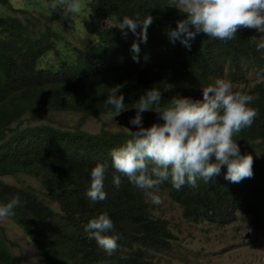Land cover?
Returning <instances> with one entry per match:
<instances>
[{
  "label": "trees",
  "instance_id": "obj_1",
  "mask_svg": "<svg viewBox=\"0 0 264 264\" xmlns=\"http://www.w3.org/2000/svg\"><path fill=\"white\" fill-rule=\"evenodd\" d=\"M11 1L0 0V5L8 6ZM47 1L46 12L54 15L49 17H60L59 8L52 7L55 0ZM169 4L170 0H87L88 18L82 26L94 42L69 55L49 18L44 28L42 20L0 17V179L29 175L41 182L44 191L42 196L35 188L0 180V205L14 196L26 202L13 209L9 218L36 246L44 264H159L157 256L172 250L175 237L166 220L154 215L145 190L112 167L110 152L132 139L128 130L102 128L90 133L47 125L17 128L23 119L52 112L86 119L110 116L115 109L105 100L116 85H124L122 112L134 109L145 91L158 89L162 100L150 107L156 111L170 106L173 98L201 100L202 89L217 79L237 84L248 81L249 75L260 78L264 49L257 51L256 45L264 33L242 28L226 42L201 33L190 41L189 50L167 38V32L185 18ZM61 10V19L73 15L64 18L66 9ZM147 15L153 23L147 29L146 43H140L127 28L123 30L127 36H122L118 25L124 17L142 22ZM133 42L140 47L139 63L132 60ZM52 52L59 62L51 68L41 67ZM233 91L251 95L247 106L258 113L252 126L234 135V141L251 149L264 146V78L252 89L236 87ZM253 161V176L239 183L224 179L227 168L222 166L220 174L207 183L198 179L195 187L185 184L176 190L165 181L158 189H167L188 219L224 227L244 212L252 217L253 229H264V158ZM97 164L106 165L107 195L104 201L93 203L85 193ZM114 175H120L118 188ZM101 214L113 222V229L105 235L119 237L111 257L84 230ZM2 233L0 229V264H22Z\"/></svg>",
  "mask_w": 264,
  "mask_h": 264
},
{
  "label": "clouds",
  "instance_id": "obj_2",
  "mask_svg": "<svg viewBox=\"0 0 264 264\" xmlns=\"http://www.w3.org/2000/svg\"><path fill=\"white\" fill-rule=\"evenodd\" d=\"M59 3L66 9L64 18H67L68 13L79 14L82 10L79 0H59ZM168 6L175 7L185 18L176 22V28L167 32V38L170 43L178 40L189 50L190 41L201 33L225 42L232 40L238 29L242 28L264 33V0H170ZM52 7L55 10L56 5L53 4ZM20 10L23 17L19 19H25L26 11ZM152 23L153 17L150 15L142 22L124 17L118 27L122 36H127L123 31L127 28L138 37L140 43H146L147 29ZM137 28L140 29L139 33ZM262 49L264 39L256 45L257 51ZM130 51L133 53V62L139 63V44L133 42ZM258 77L264 78V69H261ZM123 87L124 85H116L110 88L105 100L107 105L115 109L114 113H109L115 118L129 111L122 112L125 100L121 93ZM252 99L251 95L234 92L230 81L217 79L214 85L202 89L201 100L173 98L170 106L151 111L158 114V119H162L163 124L144 128L141 113L149 112L152 105L162 100L161 91L153 87L139 97L134 108L136 114L129 120V124L137 130L120 127L128 130L132 139L110 152L112 167L117 173L126 176L135 187L145 190L151 202L156 205L162 203L160 197L147 190L158 188L165 181H170L176 190H180L185 184L195 187L198 179L207 183L219 175L222 166L227 168L224 179L232 183L251 178L253 157L241 155L233 137L251 127L257 117V110L247 106ZM25 176L40 182L35 177ZM105 176V164H97L90 172V187L85 195L93 203L106 199ZM11 177L16 176L7 175L0 180L18 187H31L8 181ZM113 184L117 188L120 186V175L113 176ZM24 203L26 202H22L19 196H14L6 204L0 205V220L9 218L13 209L23 207ZM112 229L113 222L106 214L90 220L84 229L89 238L94 239L109 257L117 251L119 239L115 235H105Z\"/></svg>",
  "mask_w": 264,
  "mask_h": 264
},
{
  "label": "rangeland",
  "instance_id": "obj_3",
  "mask_svg": "<svg viewBox=\"0 0 264 264\" xmlns=\"http://www.w3.org/2000/svg\"><path fill=\"white\" fill-rule=\"evenodd\" d=\"M82 10L79 14H73L67 19L62 18V10L65 7L55 0L58 9V16L46 12L49 9L47 0H12L8 6L0 5V17H18L15 9L26 11V18L23 22L30 20H42L48 22L59 40L65 43V50H69L66 55L76 48L85 49L86 46L94 42V39L86 32L82 23L88 18L86 10L87 0H79ZM12 5V6H11ZM10 6V7H9ZM9 7V8H8ZM8 9V10H7ZM49 15L51 17H49ZM112 27L114 24L106 23ZM119 26V25H118ZM59 61L52 52L44 59L40 66L51 68ZM263 78L248 76V81L232 83L233 88L252 89ZM52 126L58 129L76 130L81 129L90 133H98L102 128L110 130H121L114 116L102 118H83L81 115L71 113H45L33 115L22 120V125L16 126L22 129L26 126ZM241 155H251L254 160L264 158V146L248 148L246 145L238 144ZM8 181L17 185L24 184L35 188L38 192L44 191L41 183L25 175L11 177ZM153 195L159 196L162 203H149L155 208L154 215L167 222L169 230L175 237L172 250L157 256L159 264H264V229H253V219L249 214L239 212L236 222L224 227H218L209 222L195 221L185 217L182 206L173 201L169 191L165 188H154ZM56 210H60L55 206ZM0 229L10 252L21 257L23 264H44L40 261L39 252L36 246L29 242L27 235L22 229L10 219L0 220Z\"/></svg>",
  "mask_w": 264,
  "mask_h": 264
},
{
  "label": "water",
  "instance_id": "obj_4",
  "mask_svg": "<svg viewBox=\"0 0 264 264\" xmlns=\"http://www.w3.org/2000/svg\"><path fill=\"white\" fill-rule=\"evenodd\" d=\"M136 114V110L133 109V110H129V111H125L123 113H121L119 116H117L115 118V121L118 122V125L120 127H123V128H128L130 129L131 131H136V127L133 126V125H130L129 124V120L131 118H133ZM142 115V126L144 128H148L150 127L151 125L153 124H163V120L162 119H158V114L155 113V112H151V110L149 112H144V113H141Z\"/></svg>",
  "mask_w": 264,
  "mask_h": 264
}]
</instances>
